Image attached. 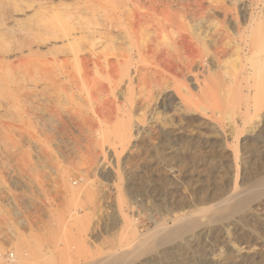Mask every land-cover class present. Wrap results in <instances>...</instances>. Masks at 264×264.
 Masks as SVG:
<instances>
[{
	"label": "rangeland",
	"instance_id": "obj_1",
	"mask_svg": "<svg viewBox=\"0 0 264 264\" xmlns=\"http://www.w3.org/2000/svg\"><path fill=\"white\" fill-rule=\"evenodd\" d=\"M181 1L179 6L171 5V9L175 7L183 14L185 7L183 0ZM222 1L233 10L234 16L240 18L248 12L251 0H236L233 8L230 4L232 0ZM62 3L68 2L51 0L47 11L35 14L30 11L27 17L18 18V27L14 26L9 30H6L0 20V101L2 100L4 109L8 110L0 111V119L4 117V120H0L2 124L17 118L10 98L11 88L6 85V79L20 70L29 69L32 64L28 61L30 56L35 60L48 52L44 46L32 45L33 53L29 52V56V47L26 46L28 43L23 42L29 41V38L19 27H27L41 19L47 21L50 14L56 18V13L60 10L63 15ZM139 11L141 14L145 13L143 10ZM54 17L49 21L55 20ZM231 23L229 28L235 25V21ZM149 29L158 30L156 36L161 43L160 48L168 52L164 58V61L168 59L164 62L167 69L177 70L183 61V65L187 64L189 54L186 49H180V53L171 51V36L161 35L153 23H149ZM18 46L25 50L24 56L20 55L21 58L18 57L19 54L16 55L20 51ZM11 49L14 51L13 55L9 51ZM7 51L11 53L9 58L3 54ZM149 58L144 63L145 66L159 71L156 57L152 55ZM35 61L38 62V59ZM180 67L176 73H180ZM163 75L155 76L158 79L154 77L153 81L157 80L155 83L136 87L135 99L141 107L148 106L145 108L148 113L142 121L133 117V135L126 150H119V154H116L120 156L119 159L112 152V156L108 154V147L114 148L113 145H116L121 148V132L127 117H62L58 120L54 117H40L35 108L37 114L30 118L25 127L22 126L23 129L20 128L22 132L14 128L11 132H6V129L5 132L1 131L4 127L0 124V249L14 251L15 260L19 259L25 264H96L107 260L112 254L133 252L139 238L137 236L156 228L155 221L167 217L171 211L172 214H180L183 211L207 210L227 199H231L233 203L243 197L246 201L250 200L242 210H236L230 216L222 215L220 219L217 215L210 224L196 228L167 244H161L154 250L138 252L139 256L137 253V256L122 260H127L128 264H264V145L247 151L246 157L250 156L252 160L240 168L239 176L242 181L238 191L241 190V194L236 195V170L231 151L222 154L221 147L213 145L214 142H207L215 141L217 137L215 131L211 130L214 127L212 119L200 112H185L179 95L172 86L173 82L169 80H173L172 76L167 73L166 76ZM161 80L170 81L172 85L166 81L165 85ZM192 88L197 92V86L193 85ZM164 102L169 105L167 111L161 107ZM92 103L84 109L90 114L98 109L97 104ZM231 103L229 106H233ZM151 111L152 115L149 113ZM14 124V127L19 126ZM86 124L92 127L91 132ZM224 124L229 134L233 120L226 117ZM249 124L246 127H252L251 130H254L251 132L258 131L264 125V109ZM157 125L165 127L174 135L183 134L195 139L189 144L186 142L188 139H183L181 143H167L157 149ZM47 126L64 131L62 133L70 139V147L73 149H54L49 144L48 134L44 131L46 136L43 135ZM142 127L150 131V141L134 147L136 136L142 131ZM24 136L34 140L33 142L38 141V146L42 148L36 149L33 144H23L21 140ZM198 138L200 144L194 145ZM102 144H105L107 151L99 149ZM92 145H95V151ZM96 152L103 156L104 162L93 165L91 158ZM49 155L52 156L53 169L41 163V159ZM15 176L25 179L30 187L16 183ZM126 183L130 185L131 193L126 192ZM69 190L75 191V195H70ZM130 194H133V201L130 200ZM119 215L126 219L134 218L136 234L128 231L124 224L116 223L115 217ZM21 221H25V227L20 224ZM172 225V221H168L169 229ZM158 235L157 233V238ZM11 262L0 264H13Z\"/></svg>",
	"mask_w": 264,
	"mask_h": 264
},
{
	"label": "bare ground",
	"instance_id": "obj_2",
	"mask_svg": "<svg viewBox=\"0 0 264 264\" xmlns=\"http://www.w3.org/2000/svg\"><path fill=\"white\" fill-rule=\"evenodd\" d=\"M50 1L0 0L2 25L6 30H9V28L18 25L20 16L27 17L30 11H33L34 14L39 11H47ZM64 1L66 0H59V2ZM99 1L67 0L68 3L61 4L64 16L61 15V10L60 14H57L55 10L56 18L54 15L55 20L53 21H51L53 14H50L52 18L47 17L51 18L50 21L41 19L27 27H19L29 38V41L23 40V42L26 41L25 44L28 43L26 45L27 48L29 47L28 55L29 52L33 53L32 45L44 46L48 52L41 55L42 57L37 55L41 57H37L38 62L35 61L36 58L32 60L30 54L31 59L28 58V61L32 62L30 68L20 70L6 79L8 84H5L11 88L10 98L18 118L11 120H14L15 122H13L19 126L17 125L18 128L16 126L15 128L11 120L6 122L7 124H2L0 121L4 127L1 131L6 129V132L8 130L11 132L10 130L13 128L16 131L20 128L23 129L30 118L37 114V111H34L35 108L38 109L40 117H54L58 120L62 117H127V122L121 132V148L119 149L116 145H113L114 148L108 147V154L112 152L115 157H118L119 155L116 156V154H119V150L125 151L130 143V138L133 135V117H138L140 121L147 117L148 112L145 108L147 109L148 106L141 107L138 100L135 99L136 87L140 84L152 83L155 78L157 79L155 76L158 74L166 76L167 73L172 76L173 80H169L173 82H171L173 85L170 81H165L175 87L185 112H200L212 119L214 127H211V130L215 131L217 137L215 141L207 140V142L210 144L214 142L213 145L221 147L222 154L231 151L236 170L234 186L236 195H240L241 190L238 191L242 181L239 176L240 168L252 160V157H246L247 151L259 147L261 144L264 145V125L255 133L251 132L254 130H251L252 127H246L254 117H259V113L264 109V0H251L249 7H246L248 12L244 10L245 13L240 18L234 16L233 10L222 0H183L185 7L183 14L174 9L177 5L179 6L181 0ZM235 1L230 2L231 6L233 4L235 6ZM171 5H175L173 10ZM139 10H143L145 13L141 14ZM180 10L183 12V9L180 8ZM234 21L235 25L229 28L232 25L231 22L234 23ZM149 23H153L154 26L156 24L161 35L171 36L172 41L169 40L171 45L168 46L171 51L179 52L183 48L187 50L185 51L189 54L188 60L186 58L188 62L184 59L187 64L183 65L184 61L182 60L183 66L180 65L183 68L178 65L180 73H176L178 67L177 70L174 69L175 72L165 67L164 62L168 59L164 61V58L168 55L165 53L168 52L165 50L164 52L160 48L161 43L158 42L159 38L156 36L158 30H150ZM23 48L19 47L20 51L16 53L20 58L22 57L20 55L24 56ZM9 51L3 53L4 57L9 58L11 53L13 55L14 51L11 53ZM171 53L173 54V52ZM152 55L158 61L156 64L159 71L152 70L144 64L148 61L147 58L150 59L149 57ZM169 58L172 57L169 56ZM151 65L153 64L151 63ZM157 66L154 65L155 68ZM164 82L163 84L166 83ZM193 85L197 86V92L192 88ZM162 88L164 89V87ZM261 91L263 92L260 93ZM258 93L261 94V98ZM157 99L158 97H156ZM1 101L0 111L7 112V108L4 109ZM92 102L97 104L98 109L97 112L93 111L94 113L90 114L84 109ZM229 103L233 106H229ZM168 106V103L164 102L161 107L166 110ZM164 109L163 111H165ZM149 113L152 115L153 112ZM226 117L233 120V127L229 134L225 130L224 120ZM16 121L19 122L16 123ZM49 126L43 130V135L45 132L46 135L48 134L49 144L54 146L57 151L70 147L71 141L62 133L64 131ZM87 127L91 132L92 127L89 125ZM156 129L157 149L167 143H181L183 139H188L186 142L189 144L195 139V137H186L183 134L174 135L161 125H157ZM247 129L251 132L250 134ZM141 130L136 136L137 142L133 145L134 147H140V144L150 141H148L150 131L145 127H142ZM4 132L3 135H6L7 133L4 134ZM9 132L8 134L11 135L12 133ZM15 134L13 135L15 136ZM20 134L22 136V133ZM21 141L25 145L33 144L36 149L42 148L38 146L37 140L38 144L26 136ZM200 142L198 138L194 145H199ZM224 145L226 146L224 147ZM92 146L95 151V145ZM99 149L104 152L105 144H102ZM98 154H94L95 156L92 154L93 158L95 157L91 158L93 165L104 160L103 156ZM51 162L52 156L50 155L41 159L43 166L53 169ZM119 179L122 178L119 177ZM14 180L16 183L30 187L23 178L15 176ZM125 185L126 192L131 193L130 185L128 183ZM258 192L261 193V191ZM68 193L75 195V191L69 190ZM132 195L130 194V200L133 201ZM30 201L28 203L31 204ZM247 201L242 197L233 203L231 199H227L207 210L183 211L180 214H172L173 211H171L167 217L155 221L156 228L137 236L139 237L136 240L138 243L136 242L134 251L131 250L133 252L112 254L107 260L96 264H128V261L126 260V262L122 258L128 259L137 256L138 252L154 250L161 244H167L196 228L210 224L217 215H219V219L222 218L220 217L222 215L230 216L234 211L242 210ZM115 218L118 225L124 224L128 231L136 234L134 218L127 217L126 219L121 215ZM168 221L173 223V227L170 229L168 228L170 226L167 227ZM20 224L23 227L26 226L25 221H21ZM9 227L11 226L9 225ZM160 232L163 233L160 235ZM157 233L159 234L158 238L156 237ZM11 263L25 264L19 259H14Z\"/></svg>",
	"mask_w": 264,
	"mask_h": 264
},
{
	"label": "built area",
	"instance_id": "obj_3",
	"mask_svg": "<svg viewBox=\"0 0 264 264\" xmlns=\"http://www.w3.org/2000/svg\"><path fill=\"white\" fill-rule=\"evenodd\" d=\"M15 252L12 250H2L0 249V263L1 262H9L15 259Z\"/></svg>",
	"mask_w": 264,
	"mask_h": 264
}]
</instances>
